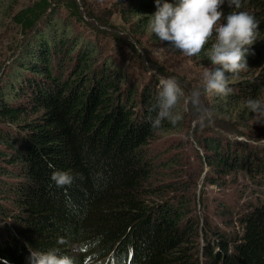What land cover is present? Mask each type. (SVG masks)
I'll return each instance as SVG.
<instances>
[{
    "label": "trees",
    "instance_id": "1",
    "mask_svg": "<svg viewBox=\"0 0 264 264\" xmlns=\"http://www.w3.org/2000/svg\"><path fill=\"white\" fill-rule=\"evenodd\" d=\"M20 1L0 0V25L7 19L28 37L18 58L0 67V264H29V246L66 255L80 248L108 259L105 264H264V148L235 139L264 140V122L256 123L245 107L249 98L264 102V0H241L239 9L225 0V15L246 11L259 28L246 55L248 69L230 78L232 93L210 96L215 113L256 123V138L194 126L196 114L183 99L174 110L179 121L152 128L158 78L169 77L162 67L153 66L149 82H132L129 67L102 59L96 44L68 32L70 19L97 20L77 0ZM121 1L132 27H148L155 0ZM60 10L68 15L58 26L53 18ZM196 59L210 65L204 51ZM179 85L186 96L195 89ZM173 131L202 149L205 184L222 187V180L243 171L257 192L247 201L245 190L233 204L220 201L212 209L220 223L200 216L194 189L202 163L192 182L185 177L192 166L176 155L175 142L161 143L168 153L159 150L160 139ZM176 162L181 178L171 172ZM57 170L72 182L57 186L50 178ZM59 238L65 242L58 244Z\"/></svg>",
    "mask_w": 264,
    "mask_h": 264
},
{
    "label": "rangeland",
    "instance_id": "2",
    "mask_svg": "<svg viewBox=\"0 0 264 264\" xmlns=\"http://www.w3.org/2000/svg\"><path fill=\"white\" fill-rule=\"evenodd\" d=\"M32 1L33 0H21L20 4H29ZM77 2L81 4V8L85 7L82 8L83 13L86 12L87 9V11L95 15L97 20L94 21L92 18L88 17L84 19V23H78L70 19L69 21L71 24L70 27H68V32L72 36L82 39L86 44L89 42L96 44L99 48L97 52L102 59L113 58L112 63L114 62L115 65L129 67L132 82H140V84H142L141 79L144 78L149 79V82L153 74H156L153 66L157 65L162 67L169 77H175L177 82L186 89L197 88L204 83L203 72L205 68L211 65H208L209 63L206 61L196 59V56H186L182 51L167 45L166 42L160 41L158 37H153L149 27L142 30L137 29L136 26L132 27V22L125 20L121 15V0H77ZM66 15L68 14L65 10H60V12L57 11L53 18L56 25L61 26L62 20L66 18ZM104 24H106V26H103ZM91 26L97 27V29ZM64 30L62 31L64 32ZM27 43L28 37L24 40L23 36L20 35L19 29L13 23L7 19L4 21L2 20L0 25V67L4 68L5 63L10 62L11 64L12 60H16L22 48L27 45ZM13 47L15 50L12 52L11 48ZM83 57L85 58V56ZM76 62L79 63L80 60ZM29 75L30 73L26 76ZM206 96L207 104L204 102ZM210 96L211 95L205 94L202 103L204 107L213 111L214 123L211 125V129L215 132H220L222 136H225L228 130H234L233 132L238 131L247 135L252 134L249 136L256 138L253 134H258L255 131L253 132V126H256V123H250L248 120L246 123H242L243 121H238L236 119L229 121V116L224 117L220 113H215V107H213L214 100L213 97ZM185 130H188L187 125L183 131ZM183 131H173L169 134H165L164 137L160 139L159 144L161 146V143L163 145L164 143L175 142L176 155L180 158L183 157V162L189 163L192 166L190 169L192 175H186L185 177L192 182L197 179L199 180L194 189L197 203L200 202V207H197L198 214L200 216L206 215L210 220H217V223H220L221 220L216 218L214 211H212L220 201L231 199L230 203L233 204V199L237 197L238 192L241 190L246 191L244 198L245 201H247L249 199L247 194L251 195L252 191L257 192L255 190L258 188H254L253 185L249 187L252 179L249 178V174H245L243 171H240L238 174L233 172L226 178V181L222 180V184L224 185L222 187L205 184L203 179L206 171V164H204L205 154H203L202 149H200L197 144H194L192 140H190V142L188 141L190 137L188 138V135ZM231 136L232 135H229V138H231ZM235 139L241 142L251 143L258 148H264V140L251 139V141H248L244 136H239ZM168 149L169 145H167V147L165 146L164 149L161 146L159 150L162 154L163 152L168 153ZM201 163L204 172L200 178L196 179L195 176L200 173L199 168L201 167ZM180 166L181 165L177 162L171 166L172 173L177 171L174 173V178L182 177V175L178 173V171H182ZM262 182H264V180ZM261 192L264 193V189H261ZM256 194L254 195L255 197L257 196ZM198 198H200V200ZM205 207H208V209ZM68 254L74 258L75 262L81 256H87V259H85L82 264H105V262L108 261V259L97 255L88 256V254L82 252L80 248H75Z\"/></svg>",
    "mask_w": 264,
    "mask_h": 264
},
{
    "label": "clouds",
    "instance_id": "3",
    "mask_svg": "<svg viewBox=\"0 0 264 264\" xmlns=\"http://www.w3.org/2000/svg\"><path fill=\"white\" fill-rule=\"evenodd\" d=\"M156 11L149 16L148 27L162 42L183 52L196 56L204 51L210 67L203 72L202 86L186 96L175 77H159L157 113L151 119L152 128H160L164 120L175 124L181 115L174 110L181 99L196 114L194 126L201 129L214 123L213 111L204 107L202 95L226 97L232 93L229 81L248 69V48L257 39L259 22L246 11H234L227 15L222 11L225 0H178V3L155 0ZM229 7L239 9L241 0H227ZM214 42L205 51L209 40ZM256 123L264 122V102L249 98L245 101ZM57 186L68 185L72 176L63 171H54L50 177ZM63 238L57 243L63 244ZM29 264H75L72 256L62 254L59 248L47 251L33 250L29 246Z\"/></svg>",
    "mask_w": 264,
    "mask_h": 264
},
{
    "label": "bare ground",
    "instance_id": "4",
    "mask_svg": "<svg viewBox=\"0 0 264 264\" xmlns=\"http://www.w3.org/2000/svg\"><path fill=\"white\" fill-rule=\"evenodd\" d=\"M98 264H99V263H98ZM110 264H114V262L111 261Z\"/></svg>",
    "mask_w": 264,
    "mask_h": 264
}]
</instances>
